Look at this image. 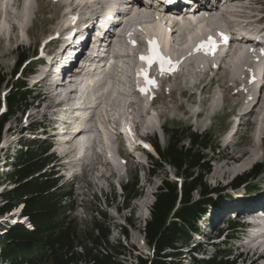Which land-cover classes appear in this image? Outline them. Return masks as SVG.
I'll return each mask as SVG.
<instances>
[{"label": "rangeland", "instance_id": "rangeland-1", "mask_svg": "<svg viewBox=\"0 0 264 264\" xmlns=\"http://www.w3.org/2000/svg\"><path fill=\"white\" fill-rule=\"evenodd\" d=\"M72 1L74 0L66 1L67 9L68 2ZM104 1L106 2L109 0ZM25 2L22 3V0H0V77L6 80L2 86V90H0V93L3 95L8 91L7 80H11L10 74L15 67L16 61L21 56H32L31 60L36 61L34 64V71L36 69V64L43 61V59L38 55L41 43L55 41L56 39L53 38L58 33H60L59 29L62 26L65 28L64 25L68 23L72 16V14L66 15L67 9L63 12V14L65 13L64 16L66 17H64L61 12L65 0H30V11L26 22H18L16 19L10 20V16L18 14L21 8L25 6ZM260 3L261 2L259 1L256 3V5ZM262 7L264 8V2H262ZM256 12L257 11L252 12L254 14V18L256 19L263 17V19L256 23V20L250 15V21H253V23L249 24V27L253 26L252 29H261L264 27V12H258V16L255 15ZM242 18L247 19L245 17ZM244 19H237V22L239 23L238 28H249L243 25L245 22H243ZM150 20V26L147 25L148 23L146 20V23H143L142 25L130 24V27L140 26L143 30L144 28L148 27L149 30H153L152 28L156 26L157 20L155 17H152ZM228 20L229 18L226 21ZM16 22H18V24ZM170 22L172 23V21ZM14 23L17 25L22 24V30L19 31L18 29H14L12 27L15 26ZM134 23H138V21ZM205 23L206 22L204 21L202 26H205L206 28L208 27V30L211 29L210 26H206ZM231 23L235 25L236 22L231 20ZM183 24L184 22L181 23L182 27ZM191 24L188 22L186 28H188V26ZM220 25H222L221 29H223V24L221 23ZM195 26L189 27L187 29L188 31H185L186 34L189 32V30L191 31V29L195 28ZM225 27L226 31L223 32L227 33L229 30V21L226 23ZM66 33L67 31H64L63 35ZM209 34L217 41H223L221 32H210ZM131 35L134 37L133 33ZM173 39H175V43L179 45L178 47L185 46L182 44L183 39L180 38L181 41H179L176 34L175 36L173 35L171 41H173ZM206 39L207 37L198 43V45L205 43ZM61 40L63 41V39ZM53 43L55 42L48 44V47L46 48L47 51L54 52L57 49L58 43ZM130 45L132 44L130 43ZM143 47L144 50H149V47L147 48L144 45ZM217 48L218 46L216 45L214 50L208 52L204 49H201L200 51H196L194 49L192 56L187 58V60L186 58H183L182 62L178 63V67L182 69L184 67L186 68L187 76L183 75V78L181 75H178L180 74V70L178 69L176 74L177 77L175 76L176 80L169 78L166 79L167 77L163 76L167 82L166 84L162 82L161 86L159 82L156 81L158 86H151L153 88L151 93H142L140 91V93L136 94L133 98L132 95L135 88L132 87L130 80L133 79L134 82L135 80H138V89L146 87V81H144L145 79L143 76H138V74V78L133 76V78L130 79L132 69L126 64V68L130 70L128 73L124 69L125 67H123V65L125 66L124 62L126 61L132 64L138 58L130 57L129 59H119L121 66L118 68L115 67L116 69H113V73L115 75L113 73L112 74L113 77H115L113 78L114 81L112 80L110 83L113 82V85L116 87H114V99H119L122 101V103H124V106L126 105L123 110L124 115H122V117L118 115V108L115 110L116 106L114 105V103L117 102L114 100L104 101L105 103L103 102L101 104L98 111L93 113L95 115V122L97 123V126L101 128L102 135H104L105 144L106 141H108L107 138H105V134H111H109V144L113 150L106 147L105 150L103 149L101 151V155L98 154L95 148L86 149L84 150L85 152H81L79 157H82L83 160L87 161L89 165L86 167L88 169V174L86 173V169L84 171V182L80 189L69 185L67 178L63 177L60 181L61 184H65L73 190L74 198H72V203L75 209L73 214L74 217L79 220L81 225L87 224L96 217L101 219V214H104L107 217L110 230V243L112 245H119L121 247L118 250L124 254V256L120 257V260L123 262V264H136V257L141 256L147 258L153 255V249L147 244L145 238L144 221L147 222L151 219V214L148 216V211L151 213V208L155 202V194L158 192V188L162 185V182L168 179L176 180L177 178L175 175L176 171L165 164L159 170L156 169L155 175L149 176L148 170L151 168L150 161L152 158L157 159L150 153L148 154L147 152L136 151L132 160L131 158L129 159L127 157L129 153H127L126 150L124 151L127 153L126 156L125 153H122L121 149H118L117 151L118 144L114 138L116 133L113 131L112 124L114 121L118 120H120V122L117 123L116 126L121 130V133H123L125 137L126 135L128 136V139H130L132 143L137 142V139L144 135L148 137L149 140H156L161 148L167 146L168 140L170 138V135L164 134V128L170 132L174 130L179 132L190 130L192 132L206 133L211 135L214 141L213 146L216 148V151H206V154L211 159L210 164L212 170L209 174L204 176V182L209 189V196L207 197L210 199V204H212V202L213 204L207 205V210L209 209L210 212L208 211L209 213L205 216V218L202 219L201 223H199L198 227L200 232L192 236L189 247L185 248L183 252L189 253L190 258L192 259V264L195 262V259L193 258L207 259L211 257V255H209L210 253L214 254L216 252L220 254V256L224 255L222 257L228 256L225 257V259L228 258L231 261H236V264H251L250 260L247 258V254L245 260L238 259L237 255L240 251L237 249V247L239 244H230L225 248L212 247L213 245H208V251H205L207 252V255L204 257H199L194 252H190L193 249L199 248V246H207V243L215 244L216 242H219L218 239L208 242V239L211 240L216 235V232H214L215 227L220 229L224 226L222 222L228 218V212L239 210L242 214H249L257 210V208L262 206V204L264 205V203L260 204L258 207L254 205L257 201L264 202V138H262V146H259L260 133H255L253 137L252 135L242 131V133L239 134L236 145L232 144L230 145V148L226 149L223 142L224 135L229 129L230 115L235 112L237 107L244 105V101L248 96L246 93L251 90V85L247 82L249 75L240 74L238 76H232L229 66H227L228 68L221 69L216 75L214 81L215 86L213 88H215V91H211L207 85L203 86L204 89L207 87L205 90L206 98L204 107L195 105L194 100L189 98L191 90L190 92H186L188 91L187 89L180 87L181 80L185 81L186 87L187 85H191L194 82L195 78H188L193 75L190 69L194 71L196 77H200L201 74H198V71L204 70L207 68V66H209V58L216 57L219 59L220 56L219 52L216 51ZM139 51H141L139 46L137 48L133 46V49L129 52V54L133 56ZM55 56L58 57V55ZM140 62L144 63L141 60ZM217 63L218 62H216L215 65ZM194 64H196V69L193 68ZM141 67L143 68V65ZM51 70L52 69L49 71ZM173 73L175 74V72ZM201 77L203 78V76ZM26 83L29 89L34 92L32 93L33 96H36L38 92L41 91L39 89L40 86H37L39 83L35 85L37 87L34 86L35 88H32V77H28ZM95 92L91 93L89 97L85 98L87 100L86 103H88L91 98L93 99V97L97 99L102 97V91L99 90L96 93ZM211 93L212 99H215L214 101L218 104L217 110L214 111V113L211 112L212 110L209 111L206 105L210 99L209 96ZM92 94L95 95L93 96ZM107 96L108 95L102 97L103 100H105ZM153 97H155L156 101L154 106L151 107L150 103ZM134 98L142 101V103L145 105L144 106L141 103V106H138L140 109L138 112L140 113L139 116L132 112L131 105L133 104L132 100ZM78 101L79 99L76 100V102ZM222 101V109L218 110ZM76 102L74 103L77 105L78 103ZM70 103L76 106L73 103V100L69 102V105ZM36 105L37 103H35L33 107ZM33 107L30 108L24 115L16 116L6 125L0 142V165H4L5 162L8 161L7 156H13V154L17 151V149L20 148V145L23 142L40 139L41 142H48L52 145L53 148L51 153L60 160L57 165L61 166L62 164H66L70 168V170H67L63 169V167L62 169L64 170V173H69L70 171L75 173L76 170L80 169L79 161L82 158H77L75 155H73L74 151H72L71 154L65 156V158L70 157V162L68 163L64 162V160L62 161L58 156L64 152L63 150H66V147L71 146V142L67 143V140L62 141L59 139V137H62L63 140L68 137L66 130H68L69 124L66 121L73 120V122L77 125L89 124V121L73 118L72 112L60 111L59 117L62 119V121L58 124L59 130H56L53 129L56 124L52 123V121L47 117L43 118L40 113H36ZM61 107H64V105ZM195 111H201L203 114L201 116H197L194 114ZM16 118L19 119L16 120ZM42 121H46V124L39 125L42 123ZM32 124L37 125L32 126ZM29 125L31 128H28V131H25L20 135L18 134L17 136L13 135V131L15 129L20 130ZM37 126V132H34V129H36L35 127ZM46 126L47 128L50 127V129H47L46 132L48 135L43 134V128ZM8 129L10 130L9 132ZM250 130H253V128ZM34 133L36 136H34ZM243 134L245 135L243 136ZM8 143H12V146L9 145L10 149L6 151V145ZM185 143L187 145V142ZM81 146L82 143L79 144V150ZM93 146L95 145L93 144ZM254 146H256L258 154V160L256 163L248 167L245 165L239 172L229 174L227 172L229 168V155H242L246 151L253 150ZM147 148L150 149L149 146ZM119 153L122 155V157L124 156V159L119 157ZM136 157L139 159V162L137 163L134 162V160H137ZM147 157L149 159L148 164L150 165L148 168L145 167ZM69 160L67 159L66 161ZM8 162L10 163V161ZM258 165L261 167L257 171V177L249 178L244 182H239L240 178L250 174ZM8 170H10V167H8V169H3L0 166L1 182L5 181L3 173L5 174ZM63 172H61V174L58 176L63 175ZM136 174H138L140 181V186L137 188L140 195L137 199L128 201V206L126 207V205H124V196L126 193L122 192L123 190L121 191L120 187L130 182ZM1 191L2 188H0V192ZM193 197L195 200H198L200 197L199 193H194ZM1 206H3V202L0 197V207ZM18 216V211H13L11 214L9 213L0 216V227L5 225L7 227L17 229L26 226L25 223L18 220ZM129 220L131 222V226L128 225ZM211 220L213 221L212 223ZM125 232L127 233L126 236H124ZM5 233L6 232L0 233V238H3ZM199 234H201V236ZM218 245L222 246L221 241L218 243ZM180 262V264H186V261L184 260H181ZM0 264L11 263H6L0 259ZM257 264H264V262Z\"/></svg>", "mask_w": 264, "mask_h": 264}, {"label": "trees", "instance_id": "trees-1", "mask_svg": "<svg viewBox=\"0 0 264 264\" xmlns=\"http://www.w3.org/2000/svg\"><path fill=\"white\" fill-rule=\"evenodd\" d=\"M29 60V56H21L13 78ZM30 65L31 62L27 64ZM4 82L0 77V89ZM8 83L7 110L0 114V140L6 123L18 113H24L31 100L25 81L11 78ZM1 104L0 97V107ZM166 133L170 138L164 149L157 142L153 144L160 161H154L152 172L166 164L183 182L180 190L178 182L169 180H164L158 188L151 220L144 230L154 255L147 259L137 257V264H177L176 257L189 246L191 232H198V221L207 213V205L213 204L207 197L209 189L204 182V176L212 169L206 151H216L211 135L190 130ZM15 160L14 171L7 175L14 187L2 196L0 216L24 205V216L30 219L35 231L12 230L0 238V258L3 261L11 264H123L120 257L124 254L118 250L121 247L110 243L109 224L104 214L101 219L93 218L85 225L72 215L73 193L55 177L51 168L54 160L47 143L27 144L26 151H19ZM260 167L256 166L239 182L257 177ZM138 186L136 175L134 181L124 187L127 201L140 195ZM196 192L200 196L198 200L193 197ZM237 225L232 221L229 223L231 229ZM195 264L235 263L224 257H213Z\"/></svg>", "mask_w": 264, "mask_h": 264}, {"label": "bare ground", "instance_id": "bare-ground-1", "mask_svg": "<svg viewBox=\"0 0 264 264\" xmlns=\"http://www.w3.org/2000/svg\"><path fill=\"white\" fill-rule=\"evenodd\" d=\"M29 1L26 0L25 6H23L21 8V10H20V12L18 14H15L14 16H10V20L16 19V20H18V22L19 21H25L26 22V20L28 19V16H29V11H30ZM68 1H70V0H68ZM95 3H99V1L96 0ZM207 5H209V4L207 3ZM87 8H88V3H86V1L79 0V2H77V3H75L74 1L68 2V9L66 10V15H71L72 12H74V11H79L80 12V11L86 10ZM92 11L94 12V10H92ZM237 14H240L239 17H245V18H247L246 20H243V22L245 21L243 25L246 26L247 28L249 27V24L253 23V21H250L251 20L249 18L250 16H248L246 14V11H244V7L239 6V7H232V8L229 9V17H236ZM137 20H138V23H135V24L142 25L143 23H146L147 16L141 15V16H139L137 18ZM232 20L235 21L236 24L233 25V26H231V27H229L230 30H232V31L234 29L241 30L242 28H237V26L239 25V23L237 22L238 20L237 19H234V18ZM164 21L165 20H162V19L161 20H158L156 26L154 28H152L153 30H151V29L149 30V28L146 27V28H144L143 31H144V34L146 35V38L148 40L149 39H157L159 41V44H160V48H161L162 53L164 55L170 57L173 62L182 61L183 58H186V60H187V58H189L190 56L193 55V50H194L196 44H198L199 42H201L208 35L210 37V34H208V27L206 28L205 26H202L204 24V21L203 22H200V23L198 22L199 24H197L195 26V28L191 29V31L189 30V32L187 34L185 32V31H188L186 29L187 23L189 22L191 24L193 22H190V21H182V22H184L183 27L181 26V23L182 22L179 23V24H177V26H175L176 28L178 27L177 30H176V32L172 33L170 31V29L166 26L167 24L164 23ZM18 22H16V23L18 24ZM83 22L84 21H83L82 18L81 19H77V18L74 19V18L71 17V19L66 24L67 26L64 25L65 28H63V26H62L59 29V31H60V33L62 35H63V32L64 31H67V33L69 31H71V30L72 31H75L76 29H79V27L81 26V24ZM134 22H136V21H134ZM134 22H132L130 24H133ZM230 22H231V20H230ZM173 23L174 22L172 21V26L174 25ZM17 24L14 23L15 26H12V27L14 29H18L19 31H21L22 28H23V25L22 24L21 25H17ZM216 24H218V21H216V19H212L211 20V25H216ZM220 27L222 28V25ZM130 34H132V33L130 32L128 34V38H133L132 35H130ZM174 34L177 35L179 41H181L180 38L183 39V43L182 44L185 45V46L178 47L179 45H177L174 41H171V39H172V37H173ZM147 45H148V43L146 42V46ZM132 49H133V46L130 45V42L125 45L124 43H122L120 41L119 44H118V46H117V50L116 51H122V55L119 56L122 59L123 58H125V59L128 58L129 59L130 57H133L131 54H129V52ZM55 57H57V56H55ZM227 61H228V64H229V67H230V71H231V75L232 76H238L240 74H242V75H249V78L247 80L248 84L253 85L254 83H257V86H260L261 87L262 94H261V96H259L257 98V101L256 102L254 101V103H255L254 104V112L255 113H259V115H260V122H261V124H264V69H263V66L261 64L262 63L261 62L262 60H261L260 56H258L255 53L249 55L247 49H235V50L231 51L230 53L228 52V53H225V54L220 55L219 60L217 61L219 63V70L222 68V65L225 62H227ZM124 63H125V66L123 65V67H125L124 69L128 73L130 72V70L126 68V64L128 66H130L131 68H140L141 65H142V63H140V62H134V63L130 64V62H127L126 61ZM218 63L215 65L216 68H218ZM119 66H121L119 63L110 64V66L108 68L109 75H113L114 74L113 73V69L115 67L118 68ZM262 74H263V76L261 77L262 82H258L259 81V77ZM96 77H97V82L95 84H97V83L98 84L96 86H94V87H91L89 85V83L90 82L92 83L93 80H90L89 79L88 82L87 81H82L81 82V84H80L81 85V92H83V95H82V98H80V100L78 102H76V100H77L76 98L75 99H72V98H69V96H66L64 98L65 100H63V101H61L59 103V106H63L64 105V107L62 108L61 112H64V111H66V112H72V113L83 112L84 109H82L81 105L84 102H86V99L85 98L86 97H89V95L91 93H93L95 91L97 92V91L100 90V91H103L102 97H104L105 95H108V96L106 97L105 100H103L102 97H99V99H96V98L95 99H92L91 98L92 101L95 100L92 103L94 105H91V107L88 108V109H91V108L94 107L98 111L99 107L101 106V104L104 101L114 100L115 102H117V103H114V105L116 106L115 110L118 108L117 109L118 115L120 117H122V115H124L123 110H124V107H126V105L124 106V103H122L121 100H119V99L115 100L114 99V95H115L114 87H115V85H113V82L112 83H110L109 81L108 82H105L103 80V75L102 74H96ZM131 78H133V77L130 76V79ZM102 80H103V82H102ZM38 83H40V81L37 82L36 84H38ZM135 83H137L136 80H135L134 84ZM146 86L149 87L147 84H146ZM54 87H55L54 85H51V89H54ZM254 88H255V85L253 87L251 86V92L252 93L254 91ZM70 93L73 94L74 92L71 91ZM136 94H138V92L133 91L132 98ZM58 96L59 95H57V97ZM91 99L89 101H91ZM72 100H73V103L76 102L79 105L78 104L76 105L74 103L76 106H74L72 104L73 106L70 105V106L67 107L66 105L69 104V102H71ZM96 100L97 101L99 100V101L96 102ZM214 100H213V103H212V111L211 112H214V111L217 110L218 104ZM249 101H251V97H246V100L244 101V105L246 103H249ZM52 103H53V101H52ZM132 103H133L131 105L132 107L133 106H141L140 103L137 102L136 100H134V101L132 100ZM242 109L247 110L246 109V106H242ZM210 110L211 109H209V111ZM194 114L197 115V116H201L203 113L201 111H195ZM94 117H95V115H93L92 119H94ZM79 119L88 121V118H85V116L82 115V114L80 115V117L78 118V120ZM119 122H120V120L117 121V123H119ZM68 124L71 125L72 123H69L68 122ZM261 129H262V126L259 129L260 132H261ZM82 132L81 131L80 132L78 131L77 133H82ZM103 133H106V132H103ZM105 138H107L108 141L110 140L109 133L108 134L107 133L105 134ZM126 138L128 139V136L127 135H126ZM68 142H72V139L69 138L67 140V143ZM91 142H92V140H90V138H86V139L80 141L78 143V144L82 143V146H81L80 150H83L87 145H90ZM94 145H95V143H94ZM224 146H225L226 149H228V148H230V143H226V144H224ZM63 151H64L63 152L64 153L63 154L64 157L66 155L71 154V152H72L70 150H63ZM246 157H248V158H246ZM257 160H258V154H257V148H256V146L253 147V150L246 151L242 155H239V156L234 155V154L229 155V162H228L229 168H228L227 172L229 174L237 173V172H239L241 170V168H243V166L246 165L248 167V166L254 165ZM262 206H264V205L262 204ZM262 227L264 229V224H263ZM259 237L260 236L257 233L256 234V238L259 239ZM257 245H258V248H256L254 251H251V252L247 253V258L250 260L251 264H257V263H260V262L264 261V236L261 237V239H260V241L258 242Z\"/></svg>", "mask_w": 264, "mask_h": 264}, {"label": "snow or ice", "instance_id": "snow-or-ice-1", "mask_svg": "<svg viewBox=\"0 0 264 264\" xmlns=\"http://www.w3.org/2000/svg\"><path fill=\"white\" fill-rule=\"evenodd\" d=\"M75 19V18H74ZM131 35V34H130ZM221 36L226 40L227 37L221 33ZM130 43L135 47L137 42L135 40H130ZM149 45V54L141 55L140 60L144 62L147 67L141 68L138 71V76H143L146 84L150 86H158L157 82L149 77V72L153 63H158L160 66L161 74L163 75L165 72H173L176 70L177 64L179 62H173L170 57L164 55L161 51L159 41L157 39H149L147 41ZM216 48L215 40H209L207 43H201L195 49L196 51H200L204 49L205 51H212ZM149 87L140 88L139 90L142 93H147L149 91ZM130 130V129H129ZM148 147V145H145Z\"/></svg>", "mask_w": 264, "mask_h": 264}]
</instances>
